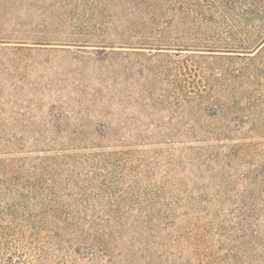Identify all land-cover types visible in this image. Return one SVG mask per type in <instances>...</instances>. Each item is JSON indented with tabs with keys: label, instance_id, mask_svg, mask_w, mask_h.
Instances as JSON below:
<instances>
[{
	"label": "trees",
	"instance_id": "1",
	"mask_svg": "<svg viewBox=\"0 0 264 264\" xmlns=\"http://www.w3.org/2000/svg\"><path fill=\"white\" fill-rule=\"evenodd\" d=\"M66 5L31 39L136 67L148 118L0 136V264H264V0Z\"/></svg>",
	"mask_w": 264,
	"mask_h": 264
},
{
	"label": "rangeland",
	"instance_id": "2",
	"mask_svg": "<svg viewBox=\"0 0 264 264\" xmlns=\"http://www.w3.org/2000/svg\"><path fill=\"white\" fill-rule=\"evenodd\" d=\"M68 1L19 0L7 8L0 4V136L65 135L80 130L83 122L88 123L83 130L94 131L97 119L123 131L126 115L139 114L147 121L136 88L148 84V78L137 76L136 67L112 81L113 63L97 60L92 48L31 39L32 29L75 31L60 20ZM125 91L130 93L127 99L122 97Z\"/></svg>",
	"mask_w": 264,
	"mask_h": 264
}]
</instances>
